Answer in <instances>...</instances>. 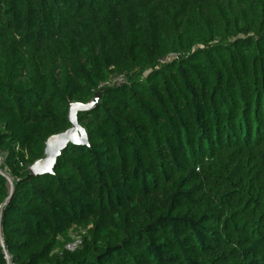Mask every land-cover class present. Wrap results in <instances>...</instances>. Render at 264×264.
Here are the masks:
<instances>
[{"label": "trees", "instance_id": "1", "mask_svg": "<svg viewBox=\"0 0 264 264\" xmlns=\"http://www.w3.org/2000/svg\"><path fill=\"white\" fill-rule=\"evenodd\" d=\"M0 151V264H264V0H0Z\"/></svg>", "mask_w": 264, "mask_h": 264}, {"label": "water", "instance_id": "2", "mask_svg": "<svg viewBox=\"0 0 264 264\" xmlns=\"http://www.w3.org/2000/svg\"><path fill=\"white\" fill-rule=\"evenodd\" d=\"M98 97V94H95L88 103H70L67 114L70 126L62 132L50 135L45 140L43 156L34 161L29 167L31 174L42 175L46 173H52L54 164L58 156L68 144H88L86 131L78 123L77 114L78 112H82L92 108L96 104Z\"/></svg>", "mask_w": 264, "mask_h": 264}, {"label": "built area", "instance_id": "3", "mask_svg": "<svg viewBox=\"0 0 264 264\" xmlns=\"http://www.w3.org/2000/svg\"><path fill=\"white\" fill-rule=\"evenodd\" d=\"M3 160H4V155L0 151V173L6 178L8 183H11L10 176L7 174V172L5 170L2 169ZM78 243H79V240L75 239L74 241L67 243L65 245V248L68 250H73ZM5 259H6V264H13L9 261V258H8V255L6 254V252H5Z\"/></svg>", "mask_w": 264, "mask_h": 264}]
</instances>
